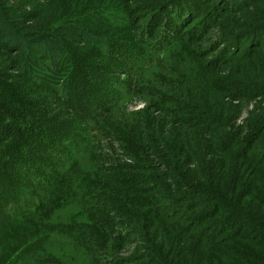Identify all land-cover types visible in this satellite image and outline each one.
<instances>
[{
    "label": "trees",
    "instance_id": "trees-1",
    "mask_svg": "<svg viewBox=\"0 0 264 264\" xmlns=\"http://www.w3.org/2000/svg\"><path fill=\"white\" fill-rule=\"evenodd\" d=\"M56 225L97 264H264V0H0V264Z\"/></svg>",
    "mask_w": 264,
    "mask_h": 264
},
{
    "label": "rangeland",
    "instance_id": "rangeland-1",
    "mask_svg": "<svg viewBox=\"0 0 264 264\" xmlns=\"http://www.w3.org/2000/svg\"><path fill=\"white\" fill-rule=\"evenodd\" d=\"M124 13L131 16V13L126 12V10H124ZM220 35H221L220 33L216 32L211 36V38L213 40H216L219 37H221ZM174 66H176V62ZM107 78L112 80L111 82H116L121 78L124 79V77H118V76H114L111 78L107 77ZM123 105L128 111L139 110L143 108L144 101L142 97L139 98L137 96L130 94V96L127 97L125 101H123ZM45 120L49 122L48 119ZM60 127H63V129H65L66 132L74 131L71 130V128L67 129L68 126L65 125H60ZM77 133L79 134V132L74 131V134ZM81 137L86 138V134H82ZM80 157L81 159L85 157L83 151L81 152ZM12 171L17 174L16 176L20 180H23L21 178H25L24 176L20 175L16 165L14 166ZM3 179H4L3 183L7 189L8 188L11 189V187L17 189V187L20 186L11 176H7L6 174H3ZM23 200H26L28 205H26L25 203L17 204V205L15 204L13 208L16 207L20 209V212H26L32 209L39 199L37 197L30 198L29 196H26ZM76 212L77 209L68 206V208H65L63 212H60V214L62 217L65 218L68 217L69 214H74ZM57 225L55 229L58 231L53 230L51 231L50 234L46 235L44 243L41 246H39L36 251H34V249L31 248L26 252L19 253L17 260L10 261L7 264H97L96 261L100 262L101 259H98L94 255V252L90 253L88 248L87 247L85 248V245L83 247H78L79 249H77L76 246H74L73 244L74 243L73 238L70 235H66V233H63L64 231H62L60 227H57ZM95 244L98 245L99 247H102L105 250V252H109L115 249L113 246H110L109 244L103 245L104 242L103 244L99 242H95ZM124 256L128 257L129 255L124 254ZM154 262L156 263L158 261L154 259Z\"/></svg>",
    "mask_w": 264,
    "mask_h": 264
}]
</instances>
